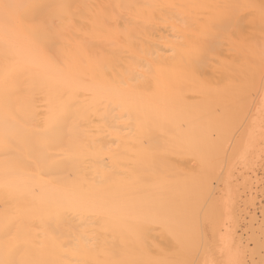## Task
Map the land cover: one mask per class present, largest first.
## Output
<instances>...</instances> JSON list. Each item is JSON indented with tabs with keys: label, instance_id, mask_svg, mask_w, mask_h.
I'll use <instances>...</instances> for the list:
<instances>
[{
	"label": "bare ground",
	"instance_id": "1",
	"mask_svg": "<svg viewBox=\"0 0 264 264\" xmlns=\"http://www.w3.org/2000/svg\"><path fill=\"white\" fill-rule=\"evenodd\" d=\"M162 13L169 55L146 35ZM263 27L264 0H0V264H175L150 255L143 213L179 237L169 203L194 183L162 157L204 162ZM211 53L226 88L195 83Z\"/></svg>",
	"mask_w": 264,
	"mask_h": 264
},
{
	"label": "rangeland",
	"instance_id": "2",
	"mask_svg": "<svg viewBox=\"0 0 264 264\" xmlns=\"http://www.w3.org/2000/svg\"><path fill=\"white\" fill-rule=\"evenodd\" d=\"M165 15L167 14H157L158 17L155 15L151 19L150 30L146 35L157 42L152 45L157 50L160 49L158 52L169 55L170 50L162 46L159 35L173 38L181 37V33L169 25ZM171 15L175 17L174 14ZM161 16L166 18L162 20ZM120 21L122 24L121 19L116 23L121 25ZM261 29L245 37L250 41L246 45L252 44L248 49L251 50V58L247 65L242 66L245 78L238 77L239 80L234 82L237 84L231 81L229 83V79L213 72L210 65L216 61V57L212 59V53L207 57L203 83H195L203 86L210 84L211 88L212 84L226 88L229 83L236 85L233 88L238 94L232 96L233 106L228 104V108L223 110L219 106L212 110L211 106L216 116V129L212 130V140L207 145L209 151L204 150V155L208 153L204 162L200 163L201 160L194 156L188 157V154L182 160L175 158V155L162 157L190 172L194 186H191L190 194L184 192L186 195L183 194V199L171 197L173 199L169 203V209L176 212L181 221L177 230L179 237L176 238L171 233L162 236L160 224L154 223L155 219L147 211L143 213L152 220L147 235L155 243L149 247L152 256H161L175 264H264V27ZM219 40L221 43L216 41L213 45L219 44L216 47L220 48L222 56H230V48L227 50L228 40ZM210 41L212 46V37ZM135 47H138V42L134 43L132 54L139 57ZM138 63L143 66L146 64L142 58H138ZM218 79L221 84H216ZM150 82L147 80V85ZM193 91L195 89L192 90L191 87L184 88L181 97L175 91L170 95L176 99L168 109L173 116L181 114L177 105L183 97L189 96L184 99L189 104L194 102L193 98L196 101L199 94ZM119 114L121 119L118 118V123L127 121L124 111L119 110ZM180 120L179 116V122L182 123ZM158 164L157 162L153 167L157 168ZM200 164L202 165L199 166ZM152 260L150 258L147 263L153 264Z\"/></svg>",
	"mask_w": 264,
	"mask_h": 264
}]
</instances>
